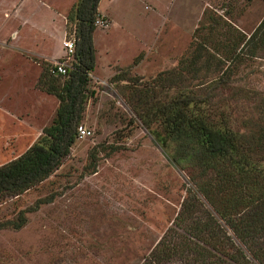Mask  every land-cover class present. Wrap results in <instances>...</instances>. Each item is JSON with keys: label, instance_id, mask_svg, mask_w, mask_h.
<instances>
[{"label": "rangeland", "instance_id": "374dc122", "mask_svg": "<svg viewBox=\"0 0 264 264\" xmlns=\"http://www.w3.org/2000/svg\"><path fill=\"white\" fill-rule=\"evenodd\" d=\"M76 1L0 0V164L24 151L55 115L59 100L37 79L41 72L44 80L63 76L50 74L47 63L74 61L61 41L72 39L66 15ZM99 8L104 25L96 23L93 34L95 67L81 120L90 133L77 137L47 178L0 202V219L26 215L20 228H0V264H141L192 183L133 109L134 89L175 67L200 36H211L208 49L223 54L232 36L227 27L250 34L264 18V0H100ZM263 28L225 84L215 85V71L204 68L203 83L189 75L184 84L210 91L215 119L264 135ZM11 36H40L37 46L25 44L38 54L10 48Z\"/></svg>", "mask_w": 264, "mask_h": 264}, {"label": "trees", "instance_id": "16d2710c", "mask_svg": "<svg viewBox=\"0 0 264 264\" xmlns=\"http://www.w3.org/2000/svg\"><path fill=\"white\" fill-rule=\"evenodd\" d=\"M98 2L77 0L67 12L73 23L74 61L66 74L57 73L63 76L44 80L41 72L37 79L38 87L58 98L55 115L24 151L0 164V202L47 178L78 137L85 88L95 67ZM262 25L264 18L250 34L227 27L232 36L223 54L208 49L211 36H200L175 67L158 71L145 81V88L134 89L133 109L169 160L187 170L192 183L171 225L141 264H264V135L233 128L221 115L215 119L210 91L195 92L184 84L189 75L203 83L202 68L215 71V85L225 84L242 60L244 46L255 43ZM138 58L140 54L134 62ZM51 64L47 63L50 74ZM133 80L141 81L138 76ZM51 199L37 200L32 209ZM25 222V210H20L0 219V228H20Z\"/></svg>", "mask_w": 264, "mask_h": 264}, {"label": "built area", "instance_id": "2783aa9c", "mask_svg": "<svg viewBox=\"0 0 264 264\" xmlns=\"http://www.w3.org/2000/svg\"><path fill=\"white\" fill-rule=\"evenodd\" d=\"M95 23L98 24H103L104 22L102 19H100L99 17H97L95 19ZM63 47L65 49L66 52V56L69 58L70 54H72L73 50H74V42L73 39L70 38H65L62 42ZM69 63L68 60L63 58L61 60H54L52 62V64L50 65V72L51 73H61V74H66L68 67H69ZM77 131H78V136H84L90 133V130L88 128H86L82 123H80L77 126Z\"/></svg>", "mask_w": 264, "mask_h": 264}, {"label": "crops", "instance_id": "0c3cea01", "mask_svg": "<svg viewBox=\"0 0 264 264\" xmlns=\"http://www.w3.org/2000/svg\"><path fill=\"white\" fill-rule=\"evenodd\" d=\"M99 2H100V0H99ZM99 2H98V9H101V8H99ZM101 11V10H100ZM94 34V33H93ZM16 37H19V38H17V40L15 41V38ZM37 37L39 38L40 36H25V38L26 39H24V37L23 36H11V38H9V46H10V48H14V47H16L17 48V50H24V51H27L28 53H31V54H38L36 51H35V48L34 49H32V48H30L29 46H27V45H25L26 44V41H30V42H32V44H34L35 46H37L38 44H37V41H36V39H37ZM57 37V36H56ZM63 38V36H61L60 38H58V40H59V42L61 41V39ZM66 38V37H65ZM65 38H63V40L65 39ZM22 39V40H21ZM23 39H24V41H23ZM39 40V39H38ZM55 40V39H54ZM61 43H62V41H61ZM6 44H8V43H6ZM14 46V47H13ZM15 49V48H14ZM65 50V49H64ZM54 55V54H53ZM53 55H51V57L53 56ZM56 56H58V55H60V53L59 54H55ZM53 58V57H52ZM55 59V58H54ZM54 59H52V60H54ZM36 80V79H35Z\"/></svg>", "mask_w": 264, "mask_h": 264}]
</instances>
